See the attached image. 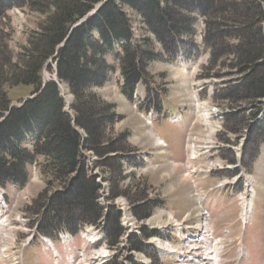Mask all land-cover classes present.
<instances>
[{
	"label": "rangeland",
	"instance_id": "374dc122",
	"mask_svg": "<svg viewBox=\"0 0 264 264\" xmlns=\"http://www.w3.org/2000/svg\"><path fill=\"white\" fill-rule=\"evenodd\" d=\"M253 1L249 0L250 3ZM236 2L242 6V10L245 9L243 5L247 0ZM125 12L130 19L135 40L140 42L148 37L152 43L153 54L159 56L147 68V74L151 79L148 84L141 83L135 96L129 99L122 91L125 80L114 55L109 57V63L117 65L116 71L105 86L96 87L93 92L105 102L115 105L116 111L123 115V120L115 125L111 135L118 137L124 132H130L127 147L131 146L134 152L131 154L127 152L125 157L129 159L124 158L120 162L123 166L121 179L109 175V168L99 165L102 160L94 153L84 152V156L90 168L89 174L94 175L101 185V205L110 208L114 206L120 212L121 225L127 235L123 236V240L116 248H110L109 244L107 248H103L102 244L99 247H92L79 264H94L95 252H99L95 255L96 260L105 257V252H100L102 250L107 252V264L115 259L121 264H137L135 258L140 259L141 264H149L147 259H150L152 264H187L186 260L195 257L200 264H214L211 254L215 249L210 251L212 247H208L207 243L203 242L198 254L185 258L184 256L187 257L185 252L195 247V244L187 243L186 246L181 244L177 247L175 238L177 226L161 228L152 222L160 216L162 221L167 222L170 219L169 214L177 222L185 221L187 225L205 222L206 216L199 205L197 190L193 187V184L197 183L202 193L209 197L204 201V205L218 212L209 211L212 220L217 222L214 237L218 239L223 234L225 226L228 227L240 218V206L232 197L237 191L246 190L244 179L247 177H255L252 181L253 188L258 191V197L254 200V211L251 213L245 235L241 223L236 222L233 225L235 227L231 234L233 242L225 246L221 256L223 255V264H264V107L259 110L264 105L258 107L239 100H227L226 96L239 84L242 75L239 69L235 68L236 63L230 56L214 61L212 50L206 42L204 17H198L196 26L195 41L199 54L195 58H188L185 53L177 56L164 49L160 41L147 30L140 12L129 7L125 8ZM45 19L46 16L42 12L29 6L13 7L8 10L6 17L0 19L2 52L0 63L5 62L7 52H10L13 64L20 63L29 41L33 35L41 31V24ZM239 41L230 40L232 45L238 44ZM117 49L118 53L119 46ZM182 49L184 51L187 48ZM52 58L47 61V67L42 73L43 79L47 81L55 80L56 76V66ZM55 81L60 85L65 100V111L73 115L71 105L75 101V95L71 86L59 82L57 78ZM32 90L33 86L5 87L12 104H19L21 100L30 96ZM209 112L211 123L207 122L208 119L205 117V114L209 116ZM207 123L211 124L212 128L217 125L218 132L212 133ZM159 137L165 142L163 146L159 144L157 139ZM191 143H194L193 152L194 147L198 146L201 153L196 159H191L193 154L189 148ZM114 158L115 156L110 157L111 160ZM115 161L110 163L114 164ZM187 163L198 168L199 173L195 172L192 177H188ZM31 172L24 193L20 194L10 188L5 196L8 202L6 212L8 226L0 227L1 232H5L0 239L2 249L10 247L13 243L20 244L31 234L35 225L39 224L41 215L30 211L35 200L46 189L51 194L59 188V185L48 188L47 180L40 169L35 171L33 168ZM112 181L121 192V196L114 201L109 200ZM221 184L223 186L218 187ZM215 188L220 190L219 195H215ZM62 189L59 188L57 191ZM144 191L147 201L155 203L154 213L150 219L140 221L133 212V204L140 201L139 194ZM23 195H28L25 203L21 201ZM125 216L131 220L129 225L123 220ZM104 225L106 233L107 220ZM144 231L151 236L146 238ZM138 240H142L144 244L146 242L145 247L143 246L142 250L131 251L130 243ZM220 240L222 239L217 241ZM158 242L169 243L175 251L170 253L164 250L157 244ZM218 246L222 253L221 246ZM243 246L249 255L247 252L239 260L238 252ZM208 249L211 260L206 259L208 256L201 257V252L205 255ZM165 252L170 255L164 254ZM172 257L180 260H174ZM220 260L222 262L221 258ZM27 264L51 262L48 258L45 259L41 247H32L27 252Z\"/></svg>",
	"mask_w": 264,
	"mask_h": 264
},
{
	"label": "trees",
	"instance_id": "16d2710c",
	"mask_svg": "<svg viewBox=\"0 0 264 264\" xmlns=\"http://www.w3.org/2000/svg\"><path fill=\"white\" fill-rule=\"evenodd\" d=\"M102 1L0 0V19L13 7L24 6L46 16L41 31L33 35L24 50L21 62L13 64L7 52L5 62L0 63V185L24 187L30 178L29 168L37 161L48 188H63L51 194L46 189L35 200L30 211L41 214L39 230L46 235L61 229L78 233L85 225L106 216L108 243L118 247L126 234L121 214L114 206L106 210L101 205L102 188L89 174L84 152L98 156L103 161L99 165L109 168V175L116 179L123 178L120 162L134 152L131 146L127 147L130 132L111 135L123 115L93 92L94 88L105 86L116 71L117 65L109 63V57L114 55L125 80L122 91L129 99L140 83L148 84L151 79L147 68L159 56L153 54L148 37L140 42L134 39L125 8L143 15L147 30L164 49L178 54L187 48L184 53L189 58L199 54L196 26L198 17H204L206 42L214 61L231 57L242 75L227 100L260 107L264 105V0H247L249 4L245 3L243 10L238 0H109L72 30ZM230 40L240 41L232 45ZM50 58L56 65L59 82L69 84L75 95L73 115L65 111L59 84L55 80L43 81L42 73ZM7 85L33 86L30 96L34 97L11 108ZM112 156L115 158L111 160ZM118 190L112 181L109 200L121 196ZM139 197L133 212L138 220L146 221L152 217L155 203L147 201L146 191ZM144 235L151 236L146 231ZM130 244L135 251L145 247L142 240ZM109 264L121 263L115 259Z\"/></svg>",
	"mask_w": 264,
	"mask_h": 264
},
{
	"label": "bare ground",
	"instance_id": "6f19581e",
	"mask_svg": "<svg viewBox=\"0 0 264 264\" xmlns=\"http://www.w3.org/2000/svg\"><path fill=\"white\" fill-rule=\"evenodd\" d=\"M64 92V91H63ZM199 113V112H198ZM205 117H206V119H208V121L207 122H210L211 123V114H210V112H209V116L207 117V115L205 114ZM208 124V126H210V129H211V131H212V133H215L216 134V132H218V130H217V128H218V126L216 125H214L213 126V128H212V125L211 124H209V123H207ZM158 141V140H157ZM211 140H208V142H210ZM159 144L161 145V146H163L164 145V142H163V140L162 139H160L159 138ZM163 144V145H162ZM192 144V145H191ZM190 145H189V148H191V150H192V157H191V159H196L197 157H199L200 155H201V153H200V151H198L199 150V147L198 146H196V147H194V152H193V144L194 143H191ZM159 146V145H158ZM188 164V166H187V168L189 169V172H188V174H187V176L188 177H192L193 176V173H199L198 171V168H196L193 164H190V163H187ZM201 172H208V171H201ZM250 180L252 181V178H250ZM222 185V184H221ZM195 186L197 187V183H195ZM249 191H250V198L249 197H247V196H244V195H241L240 196V199H241V205H242V208H243V211H242V219L244 220V215H245V217H247V218H245V223L247 222V220H248V224H249V220H250V218H251V213H253V194H254V190H252V189H248ZM200 199H202V194H200ZM204 214H206V212H204ZM124 220H125V222L127 221L128 222V225H129V222L131 221L127 216H125L124 217ZM133 221V220H132ZM153 224H155V225H159V226H161V228H167V227H169L170 225H172V226H177V225H179V224H177L178 222L175 220V219H173V217L172 216H170V219L167 221V222H165V221H162L161 220V216L160 217H158V218H156L155 220H153V222H152ZM126 225V224H125ZM208 223L206 222V224H205V229H203L202 231H201V235H203L204 237L203 238H201V240L199 241V242H196L195 243V247H198V249H196L195 247H193V248H190V249H188L187 250V252H185V254L187 255V257L186 256H184L185 258H190V257H193L194 255H196V254H198L199 253V251H200V249H201V246H202V244H203V242L204 243H207V241H206V233L208 232V230L210 229L209 227H208ZM166 226V227H165ZM207 227H208V230H207ZM198 228H201V226H199ZM3 233H5V232H3ZM2 232H1V230H0V239H1V235L3 234ZM128 233V232H127ZM127 235V234H126ZM158 240V239H157ZM16 241V240H15ZM161 241V240H160ZM14 242V241H13ZM12 244V243H11ZM19 244V243H18ZM161 248H163L164 250H167V251H170V253H173L175 250H174V248H173V246H171L169 243H165V242H158L157 243ZM220 244H222V240H220L219 242L218 241H216V244H215V250L212 252V254H214V256L212 257V260H214L215 262H214V264H221V260H220V258H221V252H220V248H219V246L218 245H220ZM9 245V244H8ZM182 245H184V246H186V244H182ZM218 246V247H217ZM161 250V249H160ZM179 250H181V249H179ZM162 251V250H161ZM207 251H209V249L207 250ZM101 252H104V251H101ZM179 252V251H178ZM248 251L246 250V248H245V246H243V248H241L240 249V251H239V258H243V256L247 253ZM98 253V252H97ZM165 253H167V252H165ZM210 252H206V254L205 255H203L202 254V252H201V257H203V256H208V258H206V259H208V260H211V257L209 258V254ZM169 254V253H168ZM177 254H180V253H177ZM176 254V255H177ZM96 255V254H95ZM183 256L181 257V258H183ZM103 258H105V257H103ZM186 262H187V264H191V262H194L195 264H200V261L197 259V257H195V258H190L189 260H186Z\"/></svg>",
	"mask_w": 264,
	"mask_h": 264
},
{
	"label": "water",
	"instance_id": "95a60500",
	"mask_svg": "<svg viewBox=\"0 0 264 264\" xmlns=\"http://www.w3.org/2000/svg\"><path fill=\"white\" fill-rule=\"evenodd\" d=\"M109 0H104V1H102L101 3H99L96 7H95V9L93 10V11H91L84 19H82L77 25H75L73 28H72V30L75 28V27H77L78 25H80L82 22H84L89 16H91V15H94L95 13H97L98 11H99V9L106 3V2H108ZM62 46V45H61ZM61 46H59L58 48H60ZM56 78H57V74H56ZM34 97V95H32V96H29V97H27L26 99H24V101H23V104H25V102H27V100L28 99H31V98H33ZM22 104V105H23ZM22 106V105H20V104H12L11 105V108H13V107H15V106Z\"/></svg>",
	"mask_w": 264,
	"mask_h": 264
},
{
	"label": "crops",
	"instance_id": "0c3cea01",
	"mask_svg": "<svg viewBox=\"0 0 264 264\" xmlns=\"http://www.w3.org/2000/svg\"><path fill=\"white\" fill-rule=\"evenodd\" d=\"M254 179V178H253ZM261 186V185H260ZM258 197V194L257 192L254 190V199ZM254 199H253V211H254ZM248 255H249V252H248Z\"/></svg>",
	"mask_w": 264,
	"mask_h": 264
}]
</instances>
